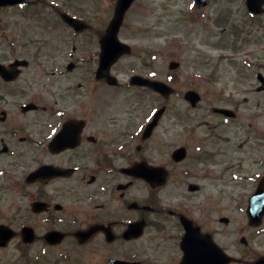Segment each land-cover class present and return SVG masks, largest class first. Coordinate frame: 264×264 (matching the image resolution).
<instances>
[{"label":"flooded vegetation","instance_id":"flooded-vegetation-1","mask_svg":"<svg viewBox=\"0 0 264 264\" xmlns=\"http://www.w3.org/2000/svg\"><path fill=\"white\" fill-rule=\"evenodd\" d=\"M168 2L175 27L200 26L190 32L191 48L205 33V44L218 48L225 61L257 75L250 95L264 100V0ZM77 8V0H24L0 7V44L10 45L0 53V264H146L139 256L146 252L141 241L149 228L169 232L165 239L173 242L164 248L162 264H184L182 216L199 228L191 264H264V215L249 214L250 198L257 191L264 195V150L253 163L257 174L253 170L251 177H240L243 164L234 167L236 180L251 183L247 203L234 208L233 215L212 222L174 211V219L163 215L153 191L164 186L151 189L141 173L159 168L168 183L174 166L189 158L177 163L170 155L156 162L148 154L161 120L145 138L151 115L136 121L132 100L134 92L144 96L153 91L134 85V74L121 73L120 60L100 74L101 40L108 25L102 32L90 23L87 30L75 31L64 15L82 19ZM39 14L41 30L44 23L70 29L78 39L70 52L50 47L55 41L49 37L38 50L25 52L32 45V20ZM87 33L93 34L83 47L90 50L83 54L80 40ZM95 37L98 44L92 46ZM260 99L253 115L259 128L240 116V103L214 105L212 113L197 116L198 127H210L218 137L239 124L246 135L243 146L251 150L255 138L264 149ZM215 106L232 113L216 112ZM144 187L151 190L146 200ZM258 203L254 210L264 208V196Z\"/></svg>","mask_w":264,"mask_h":264},{"label":"rangeland","instance_id":"rangeland-1","mask_svg":"<svg viewBox=\"0 0 264 264\" xmlns=\"http://www.w3.org/2000/svg\"><path fill=\"white\" fill-rule=\"evenodd\" d=\"M116 2L117 0H77L76 12L79 17L102 32L114 17ZM127 15L120 37L132 49L122 57L117 69L121 73L148 74L164 80L176 89V93L168 101L153 93L144 96L138 92L133 94L136 121L142 120L148 114L152 117L163 106L167 110L160 126L155 130L147 152L156 162H160L163 156H170L173 150L186 146L190 156L182 165L174 166L171 181L163 185L162 189L153 191L160 197V207L164 209L162 214L170 216V211L187 213L205 222L218 220L221 215H233L234 208L247 203L251 183L236 180L234 167L237 163L243 164L244 172L239 173L240 177H251L253 170L257 174L253 163L264 149L256 145L260 141L255 138H252L251 150L245 148L242 141L246 135L242 133L239 124L226 127L218 137H213L210 127H198L197 116L209 114L214 105L240 103V116L249 118V121L254 122L253 127L259 128V122H256L257 118L253 115H256V109L259 108L256 104L260 97L250 95L251 87L255 88L258 83L257 75L250 68L241 67L230 60L225 61L218 48H209L205 44L206 37L203 32V38L199 42L195 40L196 47L192 49L190 32L200 26L175 27L171 23L172 14L168 0H136ZM35 19L36 21L32 20V45L27 46L25 52L38 50L42 46L40 42L48 37L55 41L50 47L70 52V48L78 40L74 39L70 29L61 23H44V30H41V14L36 15ZM2 20L8 22L7 12ZM91 34L93 33L81 37L80 47L83 54L90 50L83 46L87 44V37ZM214 40L217 41L216 38ZM97 44L96 38L92 46ZM9 48V44H0V53L9 51ZM171 62L180 63L181 67L172 71L169 67ZM212 75L215 78L210 80ZM201 77H204L203 80ZM191 89H196L203 98L199 110L190 107L184 99V94ZM243 95L249 101L244 103ZM260 100L264 102L263 99ZM195 184L199 189L190 191L189 185ZM150 193V189L142 188L141 194L145 200ZM170 217L165 219L170 220ZM168 235L169 232L160 233L149 228L146 237L141 241L145 242L146 252L139 257L147 259L146 264L164 263V248L173 244L166 241L169 239H165Z\"/></svg>","mask_w":264,"mask_h":264},{"label":"water","instance_id":"water-1","mask_svg":"<svg viewBox=\"0 0 264 264\" xmlns=\"http://www.w3.org/2000/svg\"><path fill=\"white\" fill-rule=\"evenodd\" d=\"M22 0H0V6H4L6 4H14L15 2H21ZM134 0H118V7L116 10L115 18L112 20L111 25L109 26V30L107 34L103 37L102 40V48L103 54H102V65L105 67L110 66L111 64L114 63V61L117 60L124 52L128 51V47L125 46V44H122L119 41V38L117 37L118 32L120 28L122 27L123 20L125 18V13L126 11L132 6ZM68 23H71L77 30H80L83 28L84 24L82 22H77L74 20H68ZM16 66V65H15ZM172 68H176L177 64L172 63L171 64ZM1 68V67H0ZM143 84L150 86L152 89L156 90L157 92H161L165 96H169L173 92V89L168 87L166 84L161 83V82H153L151 80H143ZM189 101L192 102L193 105L196 104V101L199 99L197 96L191 91L189 92L186 97ZM223 111V110H222ZM226 111V110H224ZM163 111H160L158 115L155 116L152 126H155L158 122V119L160 118V115ZM186 155L185 149L183 148L182 150L176 151L174 156L178 159H183V157ZM154 171L151 173H148L146 178L150 181L151 184H154L155 182L163 184L164 181V176H154L153 175ZM185 228H187L189 233H193L195 235L198 234V230L195 232L194 230H191V223L189 221H184ZM188 233V235H189ZM187 235V239L184 242V246L187 247V251H191L189 249L191 240L190 236Z\"/></svg>","mask_w":264,"mask_h":264}]
</instances>
